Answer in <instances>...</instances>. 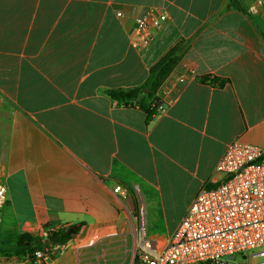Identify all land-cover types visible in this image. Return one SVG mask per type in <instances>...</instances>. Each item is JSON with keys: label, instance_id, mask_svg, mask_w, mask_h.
Here are the masks:
<instances>
[{"label": "crops", "instance_id": "1", "mask_svg": "<svg viewBox=\"0 0 264 264\" xmlns=\"http://www.w3.org/2000/svg\"><path fill=\"white\" fill-rule=\"evenodd\" d=\"M149 9L168 21L136 49L135 18ZM180 41L150 121L109 97L142 86ZM233 141L264 148V0H0V257L23 234L81 222L112 259L158 237L165 246L202 187L222 179ZM187 185L180 221L149 232ZM69 246L46 264H78Z\"/></svg>", "mask_w": 264, "mask_h": 264}, {"label": "built area", "instance_id": "2", "mask_svg": "<svg viewBox=\"0 0 264 264\" xmlns=\"http://www.w3.org/2000/svg\"><path fill=\"white\" fill-rule=\"evenodd\" d=\"M167 21V14L157 9L136 17L132 46L149 44ZM216 172L222 179L202 187L165 246L146 240L131 260H116L106 254L103 235L82 230L70 243L78 264H264V148L233 141ZM114 192L125 195L127 189L119 185ZM6 201L7 186L0 183V223ZM57 230L49 229V235ZM109 236L119 234L113 231ZM69 245H48L0 264H46Z\"/></svg>", "mask_w": 264, "mask_h": 264}, {"label": "trees", "instance_id": "3", "mask_svg": "<svg viewBox=\"0 0 264 264\" xmlns=\"http://www.w3.org/2000/svg\"><path fill=\"white\" fill-rule=\"evenodd\" d=\"M186 49L187 43L185 41H180L172 47L151 67L149 75L142 86L108 90L107 94L125 107L137 106L144 110L147 113V122L150 121L157 114V108L161 103V99L157 97V92L183 58ZM207 80H209V77L202 79L204 82H207ZM222 85L220 83V86ZM84 226L85 224L81 222L61 227L46 239H34L28 234H23L15 244L7 245V248L1 252L5 256H14L11 260H18L23 254L34 252L48 245H69L83 230Z\"/></svg>", "mask_w": 264, "mask_h": 264}, {"label": "rangeland", "instance_id": "4", "mask_svg": "<svg viewBox=\"0 0 264 264\" xmlns=\"http://www.w3.org/2000/svg\"><path fill=\"white\" fill-rule=\"evenodd\" d=\"M190 189V186L187 185L184 187L185 192L175 200H170V202H167L165 206H160L155 212L153 213V226L149 225V232L151 231H159V232H165V231H171L175 225L180 221V218L183 214V208L188 203L187 198V192ZM54 228V227H53ZM58 229V228H56ZM47 237L49 236V233L51 231H47ZM152 233V232H151ZM160 245L162 246L166 240L163 238H159ZM71 252L70 246H67L66 249L61 251L59 254L62 256H66ZM236 257H239L237 255ZM14 256H1L0 260H11Z\"/></svg>", "mask_w": 264, "mask_h": 264}, {"label": "water", "instance_id": "5", "mask_svg": "<svg viewBox=\"0 0 264 264\" xmlns=\"http://www.w3.org/2000/svg\"><path fill=\"white\" fill-rule=\"evenodd\" d=\"M147 91V90H146Z\"/></svg>", "mask_w": 264, "mask_h": 264}]
</instances>
